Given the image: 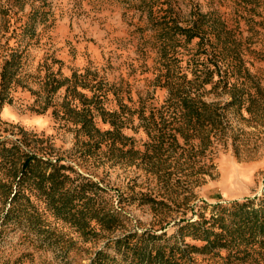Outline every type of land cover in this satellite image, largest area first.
<instances>
[{"label":"rangeland","instance_id":"obj_1","mask_svg":"<svg viewBox=\"0 0 264 264\" xmlns=\"http://www.w3.org/2000/svg\"><path fill=\"white\" fill-rule=\"evenodd\" d=\"M0 264H264V0H0Z\"/></svg>","mask_w":264,"mask_h":264},{"label":"trees","instance_id":"obj_2","mask_svg":"<svg viewBox=\"0 0 264 264\" xmlns=\"http://www.w3.org/2000/svg\"><path fill=\"white\" fill-rule=\"evenodd\" d=\"M171 93V91H170ZM172 94V93H171ZM180 98L182 97L179 96ZM157 124L156 122L152 121V124ZM96 129V128H95ZM161 129V128H160ZM158 129V131L160 130ZM98 130V129H97ZM154 137V136H153ZM161 137V135H160ZM164 140V139H163ZM170 144V141L168 142ZM151 145H155L153 143V139H152V143H150ZM158 145H161V138H158V143H156ZM34 158V161L33 159ZM37 162H38V159L35 157V156H27L24 160H23V163H22V166L20 167L18 173H17V176H19V180L18 181H14L17 182V183H23L24 181H26L27 179H29V175L30 176H35V168H36V165H37ZM40 175H44V173L40 174ZM48 176H53L52 173H50ZM16 194V193H14ZM257 225H261L260 223H257ZM239 228H243L244 226H241V224L238 225ZM248 231H251V227L248 229Z\"/></svg>","mask_w":264,"mask_h":264}]
</instances>
